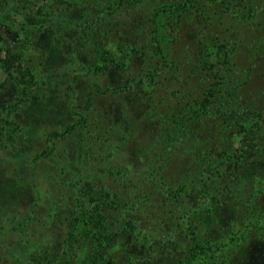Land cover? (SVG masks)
<instances>
[{
  "label": "trees",
  "instance_id": "trees-1",
  "mask_svg": "<svg viewBox=\"0 0 264 264\" xmlns=\"http://www.w3.org/2000/svg\"><path fill=\"white\" fill-rule=\"evenodd\" d=\"M0 68V264H246L264 0H0Z\"/></svg>",
  "mask_w": 264,
  "mask_h": 264
},
{
  "label": "rangeland",
  "instance_id": "rangeland-1",
  "mask_svg": "<svg viewBox=\"0 0 264 264\" xmlns=\"http://www.w3.org/2000/svg\"><path fill=\"white\" fill-rule=\"evenodd\" d=\"M44 0H35L36 6L40 7ZM163 15L158 18V32L157 39L158 42L164 44L168 41L165 31L163 28ZM2 77V72L0 68V79ZM234 255H236L237 259H239L242 263L247 260L246 264H264V234L261 240L253 238L248 239L243 245L232 249ZM190 264H213L209 257L199 256L192 259ZM219 264V263H216Z\"/></svg>",
  "mask_w": 264,
  "mask_h": 264
}]
</instances>
